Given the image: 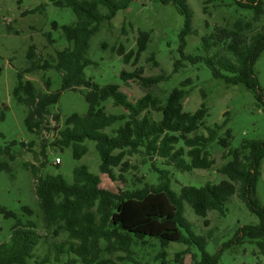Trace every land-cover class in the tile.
Masks as SVG:
<instances>
[{"label": "trees", "instance_id": "16d2710c", "mask_svg": "<svg viewBox=\"0 0 264 264\" xmlns=\"http://www.w3.org/2000/svg\"><path fill=\"white\" fill-rule=\"evenodd\" d=\"M51 1L56 7L71 8L76 16L74 24L61 27L69 46L55 51L49 59L41 60L36 58L34 46H30L28 64L18 73L12 91L15 102L26 108L24 126L36 140L0 144V172L10 177L14 176L13 165L18 156L24 152L32 154L34 162H25L22 167L31 172L42 212L41 228L45 233H39L35 222L22 223L12 211L0 206V215L15 221L8 240L0 243V264H122L132 260V246L146 243L145 238L157 240L163 249L171 243L186 246L188 249L176 255L178 259L189 253L190 247H196L200 255L198 259L193 255L194 264H220L221 253L225 250L253 243L263 258V262L257 264H264V207L254 200L264 159V140H245L240 148L231 149L230 131L220 135L226 122L221 126L205 125L207 109L204 103L194 113L185 112L184 101L188 96L185 87L190 80L183 81L180 88L171 90L164 99L148 91L131 101L118 85L100 87L86 78L84 70L93 65L88 58L90 39L104 23H110L119 11L128 9L137 0ZM158 1L172 5L183 17L179 34L180 59H174L172 73L177 72L183 62H204L215 79L223 80L226 85H244L257 93L258 103L264 106L253 71L255 60L264 50V26L259 31L254 30V23L263 11L260 0H233L239 8L253 12L251 20L240 15L224 26H216L200 38V50L204 55L194 56L184 54L185 38L193 33L192 15L186 0ZM149 42L150 32L139 31L135 51L125 52L120 46L116 53L125 65L134 59L135 66ZM48 70L60 76L57 91H50L48 80L45 81L46 90L39 91L32 81L25 79L27 74ZM119 77L122 82L134 81L149 89L168 79L169 75L144 77L142 69L138 68L133 72L122 70ZM81 89L86 91V113L71 114L60 125V116L52 114L50 109L57 104L62 92ZM202 95L205 97L204 93ZM107 102L120 112L108 113L103 107ZM50 117L55 122L51 129L47 128ZM201 127L206 130V135L196 133ZM43 130L53 133L51 139L42 137ZM0 139H4L2 133ZM86 141L95 142L100 157L99 172L110 181L126 184L125 175L137 170L128 158L138 154L144 164L150 162L151 168L158 173V182L150 185L142 176L137 179L139 188L112 192L101 188L100 177L90 173L84 165L73 170L72 184L61 174L46 172L48 149L60 152L70 149L73 158L79 160L87 153ZM214 143L225 150L222 154L225 163L217 169L223 179L217 184L206 183L201 187L183 186L178 194L174 192L170 172L158 169L156 160L181 172L210 170L215 165L209 151ZM233 196L258 218V223L238 227L233 238L211 255L206 251L207 240L213 232L207 215L216 211L224 216ZM184 204L203 219L204 227L208 228L207 237L195 232L184 216ZM22 209L32 216L29 207ZM60 236L63 239L59 243L49 244V237ZM43 244L49 245L40 258L38 251ZM165 256L162 250L158 258ZM178 259L176 263H182Z\"/></svg>", "mask_w": 264, "mask_h": 264}, {"label": "rangeland", "instance_id": "374dc122", "mask_svg": "<svg viewBox=\"0 0 264 264\" xmlns=\"http://www.w3.org/2000/svg\"><path fill=\"white\" fill-rule=\"evenodd\" d=\"M260 2L263 11L258 22L254 23L255 31L264 26V0ZM186 3L192 15L193 30V33L185 38L186 56L204 55L200 50V38L211 33L216 26H224L227 21L232 22L240 15L246 16L248 20L253 17V12L239 8L233 0H186ZM36 8L38 10L35 13H27ZM75 22L76 16L71 8L56 7L51 0H0V133L4 136V139H0V144L13 140L24 143L36 140L24 126L26 108L16 103L12 97L17 75L28 64L27 51L30 46H34L36 58L40 60L49 59L55 51L69 46L61 27ZM53 24L57 27L55 28ZM182 28L183 17L172 5H163L158 0H137L131 3L128 9L119 11L110 23H104L100 31L90 39L88 58L93 65L84 70L86 78L100 87L108 84L118 85L121 92L131 101L141 98L148 91L159 99H164L171 90L180 88L183 81L190 80V84L185 87L188 91L184 101L185 112L194 113L204 103L207 109L205 125L214 127L226 122L220 135L227 130L230 131L231 149L240 148L245 140H264V106L258 103L256 92L248 90L241 84L226 85L223 80L215 79L204 62L197 64L183 62V66L172 73L174 59H180L179 34ZM139 31L150 32L147 50L139 56L135 66L134 59L125 65L116 50L122 46L125 52L135 51ZM138 68L142 69L144 77L169 75V78L149 89L134 81L120 80L122 70L133 72ZM253 71L264 100V50L255 60ZM25 79L32 81L39 91L46 90V80L50 82L51 92L57 91L60 87V76L53 70L46 73L36 71L27 74ZM85 92V89H81L61 93L57 104L50 109L52 114L60 116V125L71 114L86 113L88 106L84 100ZM103 107L108 113L120 112L109 102L103 104ZM48 119L50 121L51 117ZM47 128L51 129L49 125ZM196 133L207 134L202 127ZM44 136L43 134L42 137ZM84 145L87 147V153L79 160L73 158L70 149L62 152L53 148L48 149L49 163L46 172L61 174L67 183L72 184L73 170L84 165L90 173L100 177L101 188L112 192L125 188H139L137 179L142 176L150 185L158 182V173L151 168L150 162L144 164L143 158L138 154L128 158L129 163L136 166L137 170L125 175L126 184L110 181L99 172L100 157L95 142L86 141ZM209 151L211 159L215 162L210 170L181 172L167 167L158 159L156 166L160 170L170 172L171 189L177 194L183 186L201 187L206 183L217 184L223 179V176L217 173V169L225 163L222 159L225 150L214 143ZM57 157L61 163L55 167L54 161ZM25 162H34L32 154L24 152L18 156L13 165V177L0 172V206L12 211L22 223L35 222L39 233L44 234L41 228L42 212L34 192V181L31 172L22 167ZM115 172L117 174V170ZM254 200L259 206L264 207V159L255 185ZM24 206L32 210V216L23 211ZM227 207L228 212L224 216L216 211H211L207 215L209 228L213 229L206 245V251L211 255H215L224 243L233 238L238 227L258 223V218L251 214L236 196L228 201ZM184 216L192 223L198 235L208 236V228L204 227L203 219L196 216L188 204H184ZM14 223L13 219H6L0 215V243L8 240ZM62 239L63 236L49 237V244L59 243ZM145 242L133 245L132 260L122 264H162L163 261L165 264H194L193 255H196L197 259L200 255L199 250L192 246L189 253L178 259L176 255L188 249L186 246L171 243L163 249L155 239L145 238ZM48 245L43 244L39 248L40 258L44 252L46 253ZM162 250L166 253L164 259L158 258ZM176 259H181L182 263H176ZM259 261L263 262V258L258 254L257 246L248 242L240 247L227 249L220 256V264H257Z\"/></svg>", "mask_w": 264, "mask_h": 264}, {"label": "built area", "instance_id": "2783aa9c", "mask_svg": "<svg viewBox=\"0 0 264 264\" xmlns=\"http://www.w3.org/2000/svg\"><path fill=\"white\" fill-rule=\"evenodd\" d=\"M49 127L50 128H52V127H54L55 126V122L51 119L50 121H49ZM43 134L45 135L44 137L45 138H47V139H51V136H52V132L51 131H46V130H43ZM46 134H47V136H46ZM61 163V160H60V158H56L55 159V161H54V164L55 165H59Z\"/></svg>", "mask_w": 264, "mask_h": 264}]
</instances>
